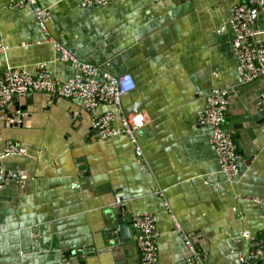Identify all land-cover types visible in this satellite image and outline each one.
<instances>
[{
  "label": "crops",
  "instance_id": "0c3cea01",
  "mask_svg": "<svg viewBox=\"0 0 264 264\" xmlns=\"http://www.w3.org/2000/svg\"><path fill=\"white\" fill-rule=\"evenodd\" d=\"M10 2L0 0V39L9 48L0 68L35 74L43 64L54 77L73 76L31 10ZM38 2L49 12L50 36L78 59L132 76L123 114L141 115L144 124L135 143L100 141L92 121L116 113L114 106L89 112L35 93L0 110V151L8 140L25 149L0 165L27 175L23 185L0 187V264H140L129 224L145 212L157 219L159 264L189 256L172 218L205 264H234L250 249L245 232L264 238V205L252 201L264 202V81L240 79L229 26L231 8L244 0H115L84 9L79 0ZM213 88L226 93L224 125L241 156L232 181L197 123Z\"/></svg>",
  "mask_w": 264,
  "mask_h": 264
},
{
  "label": "built area",
  "instance_id": "2783aa9c",
  "mask_svg": "<svg viewBox=\"0 0 264 264\" xmlns=\"http://www.w3.org/2000/svg\"><path fill=\"white\" fill-rule=\"evenodd\" d=\"M115 0H79L80 8L104 7ZM11 8H29L40 30L44 33L47 42L51 43L59 54L62 62L70 63L76 73L62 80L54 77L45 65L41 64L35 74L23 69L6 67L0 68V110L5 109L14 97H28L32 94H45L51 97H60L66 100L81 102L83 107L92 112L101 105H111L116 113L106 111L96 116L92 121L93 135L100 141L117 136H126L132 143L136 142V133L144 124L141 115L125 116L121 105L122 97L135 88L130 74L111 76L97 65L81 61L73 51L61 45L50 36L47 28L49 12L43 8L38 0H11ZM229 26L233 31L232 50L237 62V73L244 83L256 80L264 81V0H244L230 10ZM254 16L255 25L250 18ZM258 23H260L258 25ZM8 46L0 39V56L8 51ZM226 93L213 88L206 97V105L197 116L199 126L209 130V142L217 156L219 172L227 180H234L240 172L238 153L233 133L225 129L224 120L228 107ZM120 120V126L114 122ZM11 124H19L17 118L10 120ZM137 152L140 149L136 146ZM25 149L17 142L8 140L0 151V160L8 156H21ZM27 180L24 172H8L0 165V187L17 184L23 185ZM255 204H263L258 199L252 200ZM121 200L116 199V206L121 207ZM173 219L174 229L183 239L189 251L188 258L181 264H205V254L197 251L191 238L185 234L178 221ZM156 216L151 213H137L132 215L131 226L136 231V247L140 264H159L158 261V232ZM243 237L250 242V249L238 256L234 264H264V238L251 239L248 232Z\"/></svg>",
  "mask_w": 264,
  "mask_h": 264
},
{
  "label": "water",
  "instance_id": "95a60500",
  "mask_svg": "<svg viewBox=\"0 0 264 264\" xmlns=\"http://www.w3.org/2000/svg\"><path fill=\"white\" fill-rule=\"evenodd\" d=\"M125 114H126V116L131 115V114L126 113V112H125ZM133 114H135V113H133ZM129 226L131 227V230H133V229H132V226H131V223L129 224ZM113 231H114V230H113ZM133 232H136V231L133 230ZM135 234H136V233H135ZM120 235H121V229H120V231H116V230H115V236H116V237H111V239L116 240L118 237H120Z\"/></svg>",
  "mask_w": 264,
  "mask_h": 264
}]
</instances>
